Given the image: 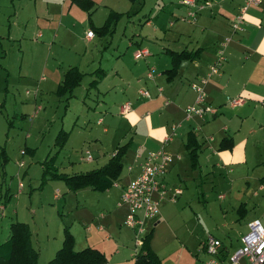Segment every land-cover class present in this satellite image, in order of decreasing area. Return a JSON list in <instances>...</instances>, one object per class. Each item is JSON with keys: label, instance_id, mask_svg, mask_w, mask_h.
I'll return each instance as SVG.
<instances>
[{"label": "crops", "instance_id": "0c3cea01", "mask_svg": "<svg viewBox=\"0 0 264 264\" xmlns=\"http://www.w3.org/2000/svg\"><path fill=\"white\" fill-rule=\"evenodd\" d=\"M42 1L47 6L55 7L60 0ZM90 1L94 3V7L87 12L70 0H62L58 5L59 19L64 21V24L60 20L57 24L59 30L67 32L71 39L76 40L75 24L69 23L65 16L74 10L73 6L87 14L89 31L92 27H101L109 16L116 14L109 20L107 32L86 37L89 44L95 36H111L121 15L110 8L103 24L94 26L91 16L97 10L98 4L95 0ZM129 1L134 3L136 0ZM198 1H210V6L197 9L193 20L183 19L188 16L190 8L180 2L179 8H173L169 37L166 36L167 40L155 44L157 56L153 57L147 46L138 44V48L132 52L135 61L126 67L122 64L126 53L122 56L119 45H116L114 53L110 55L113 64L107 68H103L99 62L88 72L80 70L77 64H69L63 71L53 92L65 101L66 107L73 97L75 100L83 95L87 98L90 89H94L105 100L101 101V108L98 109L100 111L94 109L95 115L99 116L89 131L85 132V129L77 124V114L73 115L74 120L69 129L65 130L64 126H61L63 128L54 138L57 151L53 155L49 153L44 160L48 162H43L41 185L49 180H60L67 189L65 193L84 192L83 210L87 214L86 221L91 223V226L83 225L82 231L80 222L76 223L75 219L70 225L63 224L59 227L53 239L46 235L44 245L35 248L34 233L29 224L17 221L27 224L31 231L32 245L38 251V264H47L55 256L62 246L66 228L73 237L75 251L91 247L106 256V264H133L138 246H132L130 233L122 227L128 206L118 204L125 186L139 174L145 155L161 147L173 157L163 177L168 193L159 202L158 215L145 222L146 234L151 232L150 248L159 258L160 264H204L208 255L202 248V242L207 235H212L222 242L218 257L224 264H229L228 258L241 246L240 239L247 233L248 223L259 219L264 227V0L247 8L242 29L236 32L231 31L230 22L245 0ZM38 37H41L40 33ZM53 38H58V35L54 33ZM75 44L67 45L75 47ZM141 48L147 49L148 55L135 57V51ZM221 49L225 59L219 66L218 74L212 75L205 85V104L215 111L213 114H206L204 119L188 118L185 110L196 100V92L190 84L208 72L209 66ZM181 52L197 54L192 60L187 57L180 58L174 75L170 76L167 73L172 68L170 53ZM87 65L88 63L85 67ZM69 68H76L82 76L66 95L59 96L56 91ZM151 69L154 70L149 75ZM85 76H88L89 80L81 87ZM77 89L80 91H76ZM141 90H146L149 96H141ZM237 97H240L242 102L231 106L229 100ZM124 104L128 105L127 111L122 110ZM75 129L85 132L83 147H93L95 152L94 156H91L87 151L89 149H85V153L88 152L91 156V159L86 156L85 160L88 163L96 162L97 166L85 172L65 173L54 164V158L65 147ZM83 133L76 135L84 136ZM190 133L195 135V141L199 144L194 167L187 150V138ZM58 139L63 141L61 146L57 144ZM124 145L127 147L119 159L121 168L116 178L104 190L91 187L70 190L63 179L43 174L45 166L54 168L56 173L69 176L99 169L108 163L119 146ZM33 152L34 149H27L22 154L28 153L32 156ZM0 154L3 162L8 160L3 149ZM123 167L125 171L122 174ZM196 186L201 189L204 197L217 204L222 217L220 221L217 220L204 232L196 235L198 242L193 245L185 235L187 229L182 225L184 220L177 223L173 218L177 219V214L181 216L180 219L190 218V215L185 216L184 212L187 206L191 209L192 202L189 204L188 192ZM184 187H188V190L184 191ZM174 188L181 189V194L176 200L181 196L186 203L177 211L179 201L165 204ZM92 193L96 195H89ZM54 197H58L57 193ZM10 198L8 193V200L5 202ZM93 200L97 203L96 207L91 206ZM181 209L182 211H179ZM193 215L196 216V213ZM11 222L16 221H9L7 235L0 245L8 240ZM125 228L132 230L126 226ZM132 231L136 238V232ZM225 235L239 237V240L233 243L230 237L225 242L222 239ZM240 264L245 262L241 261Z\"/></svg>", "mask_w": 264, "mask_h": 264}, {"label": "rangeland", "instance_id": "374dc122", "mask_svg": "<svg viewBox=\"0 0 264 264\" xmlns=\"http://www.w3.org/2000/svg\"><path fill=\"white\" fill-rule=\"evenodd\" d=\"M95 1L98 7L91 16L94 26L103 24L110 8L121 15L111 36H95L89 44L86 42L90 30L87 14L75 6L65 16L69 23L75 24L76 40L58 29L59 20L64 24L59 19L58 5L62 0L55 7L47 6L42 0H0V153L3 149L8 158L3 162L0 154V243L7 235L9 221L29 224L34 233L35 248L43 246L47 236L53 239L59 227L70 225L75 219L76 223L80 222L82 231L84 227L91 226L83 210L84 192L65 193L67 189L60 180H49L41 185V173L47 155L57 151L54 138L63 128L61 126L69 129L73 115L77 114V124L85 132L89 131L96 124L99 115L95 113L100 111L101 101L105 99L90 89L87 98L83 95L75 100L73 97L66 107L65 101L54 94L55 86L69 64H77L80 70L88 72L99 62L103 68L112 65L110 55L114 53L116 45H119L122 56L126 53L122 60L126 67L135 61L132 52L138 48V44L147 46L151 55L157 56L155 44L167 40L169 22H173V8L181 5V0H136L134 3L129 0ZM39 33L41 37H38ZM54 33L58 38H53ZM72 43H76L75 47L67 45ZM86 63L88 65L85 67ZM88 80V76H85L81 87ZM94 109L97 110L94 112ZM76 133L83 132L75 129L65 147L54 158V164L65 173L85 172L97 166L96 162L88 163L85 160V149H89L87 151L91 156L95 154L93 147H83L85 134L78 136ZM27 149H34L32 156L22 154ZM124 171L123 167L122 174ZM186 190L188 187H184ZM5 191L11 196L8 202L3 199ZM56 193L58 197H54ZM188 198L189 204L192 202L191 209L187 206L184 215L189 214L190 218L180 219L178 214L177 219L173 218L174 215L172 218L177 223L184 220L182 225L187 229L185 235L194 245L198 242L196 235L220 221L222 216L217 204L204 197L199 187L191 189ZM178 201L177 211L182 204L186 205L183 197L165 204ZM92 205L96 207V201H91ZM146 221L140 239L146 234ZM122 227L130 233L135 248L134 232L125 228L123 221ZM230 237L233 243L239 240V237L233 238L232 235H225L222 239L226 242Z\"/></svg>", "mask_w": 264, "mask_h": 264}, {"label": "built area", "instance_id": "2783aa9c", "mask_svg": "<svg viewBox=\"0 0 264 264\" xmlns=\"http://www.w3.org/2000/svg\"><path fill=\"white\" fill-rule=\"evenodd\" d=\"M261 0H245L244 4L239 8L238 12L230 22V29L236 32L242 29L244 22V14L248 7L260 4ZM183 6L190 8L188 16L184 20H193L196 10L203 6H210V1L200 3L198 0H181ZM92 31L87 33L88 37H92ZM148 55V50L145 48L135 51V57H145ZM225 59L224 51L221 49L217 52V57L209 66L208 72L201 76L197 81L190 84L191 88L196 92L195 102L186 108V117H197L204 119L206 114H213L214 109L205 104V85L210 77L218 74L219 66ZM151 69L149 75L153 73ZM140 95L148 97L146 90H141ZM242 102L239 97L229 100L231 106H236ZM124 111L128 110V105L124 104ZM24 151H22L23 153ZM87 158L91 156L87 152ZM172 155L163 147L156 151L148 152L143 158L140 166L139 174L134 177L124 188L120 203L126 204L128 212L123 220V224L136 232L135 245H141L140 234L143 232V223L147 219L156 217L159 213V202L164 199L168 193L166 186L163 183V177L167 172L168 165L172 162ZM21 187L22 184L19 183ZM181 194L180 188H174L167 200L174 202L176 197ZM241 246L237 248L228 258L229 264H240L244 261L245 264H264V227L259 219H253L248 223V231L241 236ZM222 242L212 235H207L202 242V248L208 255V259L204 264H224L219 258Z\"/></svg>", "mask_w": 264, "mask_h": 264}, {"label": "trees", "instance_id": "16d2710c", "mask_svg": "<svg viewBox=\"0 0 264 264\" xmlns=\"http://www.w3.org/2000/svg\"><path fill=\"white\" fill-rule=\"evenodd\" d=\"M71 3L77 5L81 9L90 12L94 3L90 0H70ZM134 1V0H131ZM109 16L107 22L101 27H92L93 34H102L109 30ZM197 53L189 54L185 52L170 53L172 56V68L167 71L170 76L174 75V71L177 68V63L180 58L187 57L194 59ZM82 74L76 68H69L56 91L59 96L66 95L68 91L72 89L74 85L78 83ZM169 76V77H170ZM59 146L63 144V141L58 139ZM127 145L119 146L114 153L113 157L108 163L96 170L89 171L87 173H80L75 175H66L62 173H56L54 168L49 166L44 167V175H50L51 178L63 179L70 190H77L83 187H91L95 190H104L112 181L116 178L121 164L119 159L124 153ZM199 144L195 141V135L190 133L187 138V150L189 152L192 166L196 165L197 150ZM48 161L44 162L47 163ZM52 170V171H51ZM4 202L8 200V192L4 194ZM31 231L27 224L22 222H11L9 225V237L8 240L0 245V264H38V251L33 247L31 241ZM151 232L141 237V245L137 247L134 263L133 264H160L159 258L151 250L149 241ZM106 256L95 248H85L81 251H75L73 248V237L66 228L64 230V238L61 248L56 252L55 256L48 261L47 264H106Z\"/></svg>", "mask_w": 264, "mask_h": 264}]
</instances>
